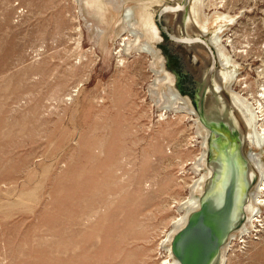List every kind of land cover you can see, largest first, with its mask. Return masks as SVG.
<instances>
[{"label": "rangeland", "instance_id": "rangeland-1", "mask_svg": "<svg viewBox=\"0 0 264 264\" xmlns=\"http://www.w3.org/2000/svg\"><path fill=\"white\" fill-rule=\"evenodd\" d=\"M117 1L0 0V264L171 260L165 237L209 168L208 156L201 160L205 131L175 110L160 59L138 45L161 52L192 105L194 79L181 65L193 53L172 38L184 36L191 0L183 18L167 20L161 11L185 0H156L159 41L123 21L126 7L154 0H130L120 14ZM203 9L231 16L212 19L200 38L209 44L221 30L236 64L232 89L261 106L264 127V0H205ZM248 149L243 142L244 156ZM253 225L226 246L224 264H264V207Z\"/></svg>", "mask_w": 264, "mask_h": 264}, {"label": "bare ground", "instance_id": "bare-ground-1", "mask_svg": "<svg viewBox=\"0 0 264 264\" xmlns=\"http://www.w3.org/2000/svg\"><path fill=\"white\" fill-rule=\"evenodd\" d=\"M128 1L130 0H120L113 3L111 2V5L113 6V10L116 12V14H118L120 11L124 9L123 6ZM156 3H157L156 0L151 1L149 3L143 1V2H137L135 5L126 7L124 9L125 14L123 16V21L125 26L131 27L135 24H137L138 26L141 25L142 27H146L149 30L152 38L156 39V41L161 40L160 32L154 17L156 13V9L153 7V5ZM204 3L205 0H191L189 7V16L185 19L183 25L184 36L179 38L178 37L179 35H177L172 38L174 40V45L183 44L189 52L193 53L192 64L190 65L183 64V66L181 65V67H183L182 70V72L184 71L183 73L189 75L191 80L194 79L193 83L190 84L191 86H189L191 92L195 91L196 94H198L200 91H203V105H204L203 109L205 113H207L209 116L210 111L213 110H216L219 113H222L223 111H227L232 117H234L235 120L234 122L241 133L244 144L247 145V147L249 148L248 151L246 152V157L249 161L250 171L246 175V181L248 179L249 182H251L252 184L254 183L253 189L249 192L246 203L243 206V217L241 224L238 227V229L229 236L226 245L222 249V254L220 256V264H224V256H225L224 249L226 248V246H228V244L231 243V241L235 238V236L243 237L244 235L249 234L250 229L253 228L254 222L261 213V207H264V127L258 124L259 115L261 114L259 113V111L260 112L262 111L261 106L258 105L259 107L257 108V110L259 111H256V107L251 105V103L247 102L246 99L234 93L232 89V83L236 78V69H235L236 64L227 54L225 45L222 44V35L220 33L221 30L218 29L219 31L216 30V32H213L209 36L208 39L209 44H206V42H204L200 38V35L203 36L208 35L209 25L212 19H214L215 21H225V20H230V22L232 21L231 16L223 15V13L220 14L218 12H213L211 15H206L203 9ZM86 6L87 5H85V7ZM91 10L88 11L87 9L86 12H90ZM134 10H136V13H133ZM181 11L182 8L178 5V3H175L174 5L168 6L165 9H163L161 13L165 16V19L167 20L168 15L166 13H171L173 16H177L178 15L177 13L179 12L182 13ZM134 16H136L137 18L134 21H132V17ZM109 20H111V18ZM178 30L179 29L176 28L177 33ZM137 34H139L140 37L142 33L141 34L137 33ZM131 35L130 36L128 35L129 38L131 37ZM135 37L136 39L139 38L138 35L134 36V38ZM138 46L139 47L141 46L140 49H142L144 53L145 52L149 53L154 57L160 59V72L164 74V77H162V79L166 82L167 92L169 94L168 97L171 98L173 104L177 105L175 110L185 111L189 115L198 118V114L193 109L189 100L186 97L182 96L177 91V89L174 88V78L170 75V72L167 70L165 66L166 61L165 58L162 57L161 52L159 50H156L155 47L151 45L149 42H144L143 44H140ZM210 46L216 52L219 68H216L212 62V52ZM209 62H212V64L210 63L211 64L210 65ZM196 63L198 64V66H197V72L195 73L192 71V68L195 67L194 64L196 65ZM208 77H210V83L208 82L206 83L207 81L206 79ZM223 93H225L226 95H224ZM168 102H170L169 99ZM233 112L236 113V116L233 114ZM203 129L205 131V137L203 143V145L205 146V151L201 157V160L203 163H206L209 132L205 127ZM255 148L259 150L258 153L256 152ZM212 175H213L212 169L208 168L206 174L201 176V178H199V180L195 184L198 195L190 196L187 199V201L183 204V206L186 207L185 208L186 213L180 216L176 220L174 228L165 237V242L169 244L168 249L166 248V250L168 251V255H169L168 257H170L171 260L168 262H164L163 264H178L177 260L172 256V253L170 251L171 239L186 224L189 214L198 209L200 204V196L204 191V187L207 184V181H209ZM239 186L241 187V183H239Z\"/></svg>", "mask_w": 264, "mask_h": 264}, {"label": "water", "instance_id": "water-1", "mask_svg": "<svg viewBox=\"0 0 264 264\" xmlns=\"http://www.w3.org/2000/svg\"><path fill=\"white\" fill-rule=\"evenodd\" d=\"M181 8L183 18L186 0ZM191 101L198 120L209 132L207 156L213 175L200 196L198 209L189 214L186 224L171 239L170 251L178 264H218L229 236L242 221L252 185L246 181L249 161L242 152L244 141L234 117L216 110L208 116L203 109V91Z\"/></svg>", "mask_w": 264, "mask_h": 264}, {"label": "flooded vegetation", "instance_id": "flooded-vegetation-1", "mask_svg": "<svg viewBox=\"0 0 264 264\" xmlns=\"http://www.w3.org/2000/svg\"><path fill=\"white\" fill-rule=\"evenodd\" d=\"M183 72H184V71H183ZM183 72H182L183 75L186 74V73H183ZM190 81H191V80H189L188 83H189ZM178 83H179V82H178ZM194 92H195V91H194ZM195 94H196V92H195ZM195 94H194V95H195ZM194 95H193V96H194Z\"/></svg>", "mask_w": 264, "mask_h": 264}]
</instances>
